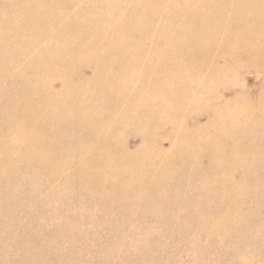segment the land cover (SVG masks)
Listing matches in <instances>:
<instances>
[{
    "label": "rangeland",
    "instance_id": "obj_1",
    "mask_svg": "<svg viewBox=\"0 0 264 264\" xmlns=\"http://www.w3.org/2000/svg\"><path fill=\"white\" fill-rule=\"evenodd\" d=\"M257 2L245 8L236 5L227 21L211 16L204 21L196 20V15L191 14L187 22L199 26V30L178 40L211 43L224 36L225 45L230 46L219 53L239 54L246 50L244 46H248L254 47L253 55L264 58V7L263 3L259 7ZM95 4L77 2L64 12L90 14L77 27L93 30L108 23L112 13L111 7ZM189 7V12L202 16L200 10ZM248 14L253 19L258 14L261 17L252 21ZM58 19L73 21L66 14L59 15ZM103 25L115 29L117 22ZM53 27L48 28L51 32L49 40L54 35L71 36L73 33L70 28ZM99 31L95 29L96 33ZM40 32L35 29L31 34L37 37ZM2 34L4 29H0ZM46 40L40 43L22 40L15 54H4L6 60L3 71L0 70V264H264V194L248 203L241 210L243 214H234V218L228 212L215 209L212 199H207V192L189 200L185 193L197 191L199 187L192 180L193 175L191 179L183 175L181 180L170 177L169 182L164 186L161 182L159 187L157 181L165 172L161 163L140 164L134 160L131 163L134 176L112 173L106 167L107 163L119 161V158L127 165V153L153 159L158 148L155 149L152 142L164 138L168 131L170 133V126L179 119L178 115H163L165 122L161 115L133 116L134 121L127 120L124 104L127 99L138 101L140 97L139 91L127 95V82L120 90L112 87V82L120 75L119 69H107L109 64L96 65L88 60L70 66L53 60V63H47L44 57L33 54L45 47ZM61 46L64 50L69 48L67 43ZM119 57L113 61H118ZM122 59H127V54ZM42 66H49L56 75L39 77ZM120 70L127 74L126 69ZM254 70L244 68L237 77L230 78L235 90L244 85L248 93L259 92L264 86V78L261 76L256 81L254 74L264 69ZM230 88L225 90L230 93ZM145 89L141 90L146 92ZM87 90L90 94L82 100L61 97L62 93ZM152 90L156 89L147 88L148 92ZM80 105L94 108L95 112L79 121H65V117H61ZM205 117L192 110L186 117L182 115L181 120L185 128H194L196 122ZM26 122L32 127L23 131L21 126ZM252 125L258 129L262 127L258 120ZM33 128H55L69 136L53 149L47 129L37 140L40 146L47 147L44 152L48 155L44 154L51 160L44 168L28 167L19 156L28 143L24 138L31 136ZM215 135H206V139H213ZM244 135L247 134L242 131L235 133L237 138ZM189 149L181 147L178 150L180 155L186 150L187 159L171 165L169 171L187 174L189 159L192 160L196 153L192 152L194 147L191 152ZM202 160L199 168L210 171L211 166L204 158ZM183 170L185 172L181 173ZM251 172L258 175L255 170ZM243 174L238 171L229 176L223 171L215 176L230 187L237 185ZM262 176L264 172L259 174L261 186L264 185ZM203 179L213 184L209 172L203 174ZM140 193L145 196L141 198ZM155 204L159 205V210L150 209L149 205ZM192 208L193 214L188 211ZM148 233L152 234L149 236ZM133 241L137 246L131 243Z\"/></svg>",
    "mask_w": 264,
    "mask_h": 264
},
{
    "label": "bare ground",
    "instance_id": "obj_2",
    "mask_svg": "<svg viewBox=\"0 0 264 264\" xmlns=\"http://www.w3.org/2000/svg\"><path fill=\"white\" fill-rule=\"evenodd\" d=\"M81 1L94 2L95 5L101 7H111L112 13L109 16V22L96 27L100 29L98 33L95 32L96 28L85 30L77 27L78 23L84 22L91 16L90 14L64 12L65 8L67 11L70 5ZM255 1L0 0V29H4V35H0V52H2L0 55V70L3 71L2 67H4V61L6 60L4 54L7 56L15 54L19 50V43L22 40L40 43L46 39V43L44 42L45 47L33 54L44 57L47 63H53L54 61L63 63V66H70L73 63L78 65L88 60L96 65L109 64L107 69H119L120 75L116 76L117 79L112 82V87L120 90L127 82V95L139 91L140 97L138 101L127 99V104H124L127 108V120L134 121L135 117L133 116L144 118L146 115L155 117L161 115L163 119V115L172 116L173 114L178 115L179 119L175 120V124L170 126V133L168 131L164 138L152 142V146L155 149L158 148V153L153 156V159L145 155L137 156L130 152L127 153V165L124 159L118 158L119 161L107 163L106 167L114 174L118 172L117 174L132 177L135 175L131 166L134 160L140 164L148 162L161 163L162 171L165 172L162 175L163 177L157 181L160 183L159 187L169 182L170 177L174 176L175 179L179 178L181 180L180 177L183 175L188 176L190 179L193 175L194 179L192 180L199 187H197V191H193L195 190L193 189L185 193L189 195V200L200 193L207 192V199H212L215 203V209L228 212L235 218L234 214H243L241 210L248 203L255 202L264 194V185L261 186L259 177V174L264 172V86L259 92L251 94L246 92L244 85L235 90L236 86L233 85V82L231 83V79L235 75L237 77V74L244 68L264 69V58L253 55L255 53L254 47L248 46H244L246 50L239 54L236 52L219 53L221 49L230 46L225 45L224 36H219L211 43L201 41L194 43L188 41L189 43H186L178 40V38L199 30V26L187 22L191 14L196 15L194 17L196 20L204 21L211 16L215 20L227 21L236 5L245 8ZM262 3V7H264V0H258L257 2L259 7ZM188 6H190V9L200 10L202 16L198 17L200 14L189 12ZM65 14L73 20L72 23L58 19L59 15ZM248 16L252 18L249 14ZM259 17H261L260 14L255 16L257 21ZM115 21L117 22L115 29L103 25L112 24ZM50 27L55 29L70 28L73 33L71 36L54 35L49 40L51 32L48 28ZM35 29L41 31L37 37L31 34ZM66 43L69 47L68 50H64L61 46ZM124 54H127L125 60L122 59ZM118 55H120V59L113 61ZM77 56L82 57L78 59ZM39 69L41 73L39 77L42 74L52 77L57 73L49 66H42ZM120 69H126L127 74ZM257 71L258 74H254L256 75L254 76L256 81L261 76L264 78V70ZM148 87H154L156 90L148 92ZM228 87H231L230 93L225 90ZM143 88H146V92L141 90ZM87 92L89 90L62 93L61 97H73L82 100L90 94ZM155 98L156 100H154ZM192 110L206 117L201 122H196L194 128L190 126V128H185L181 116L186 117L188 111L192 112ZM94 112V108L80 105L76 109L67 111L61 117L64 116L65 121H79L80 118ZM257 120L261 121L262 127L260 129L252 125ZM163 122H165L164 119ZM28 127H32L28 122L23 123L21 126L23 131ZM46 129L36 130L33 128V133H30L31 136L24 138V142L26 140L28 143L26 148L19 152V156L24 158L28 167L36 165L44 168L50 164L51 160L46 156L48 152H44L47 147L40 146L37 142L43 134H46ZM238 131H242L247 135H244L243 138H237L235 133ZM47 132L52 137L50 144L52 149L64 142V138H69L67 134L61 133L55 128H49ZM206 135L208 137H210L209 135L215 136L213 139L209 138L207 140ZM203 136L206 137L203 138ZM206 142H209L208 146H203ZM107 145L110 146L111 143ZM181 147H186L187 150L194 147L192 152L196 153L193 158L190 157L192 160L189 159L190 164L185 170L187 174H184L185 171L183 170L181 172L183 174L177 175L173 173L177 170L172 172L169 169L171 165L187 159L186 150L182 151L181 155L179 154L178 150H181ZM191 149H189L190 152ZM175 150H177V154H174ZM203 158L208 163L207 165L211 166L210 171L206 172L212 175L213 184L210 181L204 182L203 174L206 172L199 168ZM252 170H255L258 175L252 174ZM223 171H226L229 176L238 171L245 174H243L237 185L231 184L232 186L228 187L225 182L220 181L215 176ZM248 180H250L249 183H247ZM161 182L163 183L161 184ZM140 194H142L141 198L145 196V193ZM171 194H174L173 191ZM158 196L161 195L158 194ZM166 199L162 198L161 200ZM171 201L173 202V200ZM127 203L129 202L127 201ZM155 205H149L150 209L159 210V205ZM188 211L191 214L195 212L193 208L188 209ZM257 227L255 226V228ZM187 232H189L188 228ZM237 257L239 259V256Z\"/></svg>",
    "mask_w": 264,
    "mask_h": 264
}]
</instances>
